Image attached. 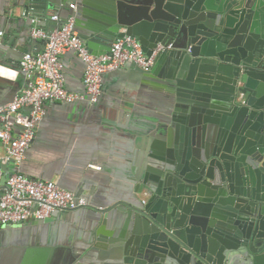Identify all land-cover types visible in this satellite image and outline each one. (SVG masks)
I'll return each instance as SVG.
<instances>
[{
  "label": "water",
  "instance_id": "water-1",
  "mask_svg": "<svg viewBox=\"0 0 264 264\" xmlns=\"http://www.w3.org/2000/svg\"><path fill=\"white\" fill-rule=\"evenodd\" d=\"M107 7L108 28L98 33L106 51L124 35L146 54L171 44L147 72L130 64L147 74L165 64L170 102L145 148L135 191L145 202L97 208L75 193L87 205L60 212L88 209L96 224L124 217L128 234L105 264H264V0ZM75 29L92 52L94 33Z\"/></svg>",
  "mask_w": 264,
  "mask_h": 264
},
{
  "label": "crops",
  "instance_id": "crops-1",
  "mask_svg": "<svg viewBox=\"0 0 264 264\" xmlns=\"http://www.w3.org/2000/svg\"><path fill=\"white\" fill-rule=\"evenodd\" d=\"M72 1L78 29L94 33L98 39L92 52H105L98 33L108 28L110 0H0V67L17 74L0 75V104L10 101L26 85L18 68L21 56L43 47L42 40L29 35L31 25L45 30L56 27L72 12L68 7ZM55 13L58 21L51 19ZM60 60L66 89L83 92L81 59L73 51H65ZM164 65L158 63L155 72L148 74L130 64L104 73L102 91L94 104L86 100L48 102L21 172L30 178L54 180L73 193L87 194L90 205L97 208L141 199L135 191L145 166V148L170 102L163 85ZM18 129L16 126L14 133ZM13 170L11 162L3 165L0 193ZM106 220L96 224L95 215L82 208L56 211L43 221L30 219L0 226V264L111 262L128 229L118 213Z\"/></svg>",
  "mask_w": 264,
  "mask_h": 264
},
{
  "label": "built area",
  "instance_id": "built-area-1",
  "mask_svg": "<svg viewBox=\"0 0 264 264\" xmlns=\"http://www.w3.org/2000/svg\"><path fill=\"white\" fill-rule=\"evenodd\" d=\"M72 10L56 27L49 30L31 25L29 35L44 41L42 49L24 53L18 61V68L24 74L26 85L13 98L0 104V178L3 165L13 164L14 170L5 178L0 193V226L20 224L27 220H45L58 210H71L87 205L82 196L60 187L54 180L30 178L23 174L20 166L26 151L35 138L36 128L45 114L48 102L74 103L86 100L93 104L102 91V75L134 64L142 71H149L157 54L171 48V44L158 43L146 54L134 36L115 38L106 52L94 54L78 36L75 29V3L69 2ZM51 19L58 21L57 13ZM31 23L35 19L30 20ZM73 51L83 62V92L68 91L64 84L63 64L60 55ZM13 71L8 67H0ZM5 76V75H4ZM9 77V76H8ZM22 108H27L22 112ZM19 127L14 133V128ZM89 167L99 168L90 164ZM141 202L146 199L144 191Z\"/></svg>",
  "mask_w": 264,
  "mask_h": 264
},
{
  "label": "clouds",
  "instance_id": "clouds-1",
  "mask_svg": "<svg viewBox=\"0 0 264 264\" xmlns=\"http://www.w3.org/2000/svg\"><path fill=\"white\" fill-rule=\"evenodd\" d=\"M0 75H7L9 77H15L17 74L13 71H5L3 68H0Z\"/></svg>",
  "mask_w": 264,
  "mask_h": 264
}]
</instances>
